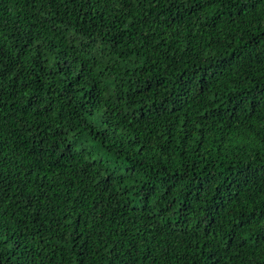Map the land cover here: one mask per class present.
<instances>
[{"label":"trees","instance_id":"obj_1","mask_svg":"<svg viewBox=\"0 0 264 264\" xmlns=\"http://www.w3.org/2000/svg\"><path fill=\"white\" fill-rule=\"evenodd\" d=\"M0 264H264V0H0Z\"/></svg>","mask_w":264,"mask_h":264}]
</instances>
